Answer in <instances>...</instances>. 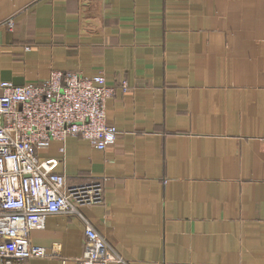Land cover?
<instances>
[{
	"label": "crops",
	"instance_id": "1",
	"mask_svg": "<svg viewBox=\"0 0 264 264\" xmlns=\"http://www.w3.org/2000/svg\"><path fill=\"white\" fill-rule=\"evenodd\" d=\"M53 69L114 86L113 144L38 150L66 185L100 182L79 210L108 264H264V0H0V81ZM29 236L50 253L30 264H77L84 224L52 214Z\"/></svg>",
	"mask_w": 264,
	"mask_h": 264
},
{
	"label": "built area",
	"instance_id": "2",
	"mask_svg": "<svg viewBox=\"0 0 264 264\" xmlns=\"http://www.w3.org/2000/svg\"><path fill=\"white\" fill-rule=\"evenodd\" d=\"M113 91L102 73L85 76L76 69H53L36 82L0 81V264H30L32 258L49 256L29 235L43 228L49 215L59 213L75 214L84 224L77 264L119 259L79 210L100 201V182L66 185L57 171L59 158L38 152L50 140L70 135L98 149L113 144L118 131L105 113Z\"/></svg>",
	"mask_w": 264,
	"mask_h": 264
},
{
	"label": "rangeland",
	"instance_id": "3",
	"mask_svg": "<svg viewBox=\"0 0 264 264\" xmlns=\"http://www.w3.org/2000/svg\"><path fill=\"white\" fill-rule=\"evenodd\" d=\"M12 22V21H11ZM11 24H13V22L11 23ZM10 26V25H9Z\"/></svg>",
	"mask_w": 264,
	"mask_h": 264
}]
</instances>
